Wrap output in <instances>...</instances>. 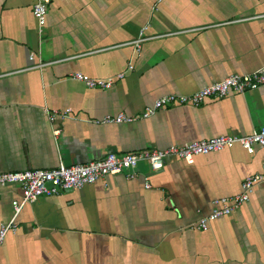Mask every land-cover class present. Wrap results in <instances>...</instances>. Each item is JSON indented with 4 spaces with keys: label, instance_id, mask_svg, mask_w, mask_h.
I'll list each match as a JSON object with an SVG mask.
<instances>
[{
    "label": "crops",
    "instance_id": "0c3cea01",
    "mask_svg": "<svg viewBox=\"0 0 264 264\" xmlns=\"http://www.w3.org/2000/svg\"><path fill=\"white\" fill-rule=\"evenodd\" d=\"M34 1L0 0V174L264 127V86L199 107L173 105L134 123H100L263 68L264 0H52L41 32ZM143 27L156 38L133 56L123 45ZM130 61L134 69L109 90L73 79L77 72L108 78ZM45 110L70 113L50 123ZM256 174H264V153L236 145L191 164L171 157L158 172L140 164L134 179L109 176L41 197L21 210L16 232L0 246V264H264V182L238 210L205 232L195 229L214 199L239 194ZM19 196L16 186L0 189V225Z\"/></svg>",
    "mask_w": 264,
    "mask_h": 264
},
{
    "label": "built area",
    "instance_id": "2783aa9c",
    "mask_svg": "<svg viewBox=\"0 0 264 264\" xmlns=\"http://www.w3.org/2000/svg\"><path fill=\"white\" fill-rule=\"evenodd\" d=\"M52 0H35L32 5V15L37 24L38 32L46 24L48 7ZM147 27L139 30L137 38L124 44L132 49L133 56L142 50L143 44L156 37H146ZM34 53L29 59H34ZM42 64L39 63L38 67ZM134 69L132 62L127 64L124 71L108 78H91L82 73H74L73 79L81 82L88 89L109 90L117 82L124 79L126 74ZM264 86V67L249 74H232L211 85L202 87L189 95H166L147 106L139 116L125 115L119 113L114 116L105 117L101 124H124L134 123L139 120H146L154 116L159 110L173 105H188L192 107L201 106L208 99H223L229 94H244L255 91ZM48 121L53 123L57 118L67 119L70 111H54L50 113L45 110ZM58 131L54 132V136ZM239 146L249 155H252L256 148L264 153V127H261L253 134L246 136H220L212 139H204L186 143L180 146L172 145L162 150H142L124 155L109 154L103 159L85 164H74L71 166H59L51 170H25L6 172L0 174V189L9 186H16L20 191L18 199L12 201L13 215L8 223L0 225V246L6 236L17 230L16 219L25 205L36 202L41 197H53L67 191L81 190L86 186L94 185L103 181L109 176L125 174L131 180L137 176V169L140 164L148 166L151 172L160 171L166 159L175 157L188 164L193 163L197 156L218 153L230 150ZM264 182V174H256L246 177L241 184L239 194L232 197H221L212 201V211L208 215L201 216L195 229L205 232L210 224L221 218L230 215L249 201L253 188ZM149 188V184L145 183Z\"/></svg>",
    "mask_w": 264,
    "mask_h": 264
}]
</instances>
